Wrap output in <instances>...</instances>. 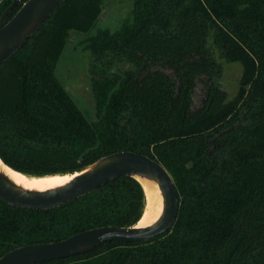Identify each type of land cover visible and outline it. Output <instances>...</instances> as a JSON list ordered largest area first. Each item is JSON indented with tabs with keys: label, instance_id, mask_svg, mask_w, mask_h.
Masks as SVG:
<instances>
[{
	"label": "trees",
	"instance_id": "trees-1",
	"mask_svg": "<svg viewBox=\"0 0 264 264\" xmlns=\"http://www.w3.org/2000/svg\"><path fill=\"white\" fill-rule=\"evenodd\" d=\"M11 1L1 0L0 15ZM103 2L64 0L0 65V158L43 176L116 151L145 154L171 175L177 216L148 241L35 264H264V0H133L117 29L98 27L82 41L91 57L89 118L55 68L69 32H88ZM220 61L241 66L231 99L219 85ZM199 77L206 92L193 111ZM144 204L141 185L126 176L53 209L0 200V257L89 228L135 225Z\"/></svg>",
	"mask_w": 264,
	"mask_h": 264
},
{
	"label": "water",
	"instance_id": "water-1",
	"mask_svg": "<svg viewBox=\"0 0 264 264\" xmlns=\"http://www.w3.org/2000/svg\"><path fill=\"white\" fill-rule=\"evenodd\" d=\"M63 1H11L0 15V65L41 27ZM17 6V10L7 19ZM0 161L5 164L1 158ZM68 174L73 176L65 184L38 191L16 184L0 169V200L14 207L47 210L86 195L117 177H131L139 184L137 177H140L157 185L161 197V214L149 226L138 227L137 223L132 226H99L79 231L58 241L21 245L2 255L0 264H35L67 258L112 241H148L173 226L178 212V197L173 179L160 162L145 154L129 150L116 151Z\"/></svg>",
	"mask_w": 264,
	"mask_h": 264
},
{
	"label": "rangeland",
	"instance_id": "rangeland-1",
	"mask_svg": "<svg viewBox=\"0 0 264 264\" xmlns=\"http://www.w3.org/2000/svg\"><path fill=\"white\" fill-rule=\"evenodd\" d=\"M1 7V4H0ZM133 0H104L101 13L93 27L86 33L69 32L65 48L60 56L55 75L63 88L70 94L78 107L89 118L94 117L95 104L91 92V76L89 52L83 49L82 41L92 34L96 28L104 27L110 30L117 29L124 18L132 12ZM222 72L219 77V85L231 99L237 92L238 82L241 75V66L238 63H226L220 61ZM131 68L128 64L118 63L114 69ZM151 70H160L175 78L173 71L162 66H153ZM206 92V79L199 77L196 81L192 94V110L198 109L203 102Z\"/></svg>",
	"mask_w": 264,
	"mask_h": 264
},
{
	"label": "bare ground",
	"instance_id": "bare-ground-1",
	"mask_svg": "<svg viewBox=\"0 0 264 264\" xmlns=\"http://www.w3.org/2000/svg\"><path fill=\"white\" fill-rule=\"evenodd\" d=\"M0 169L16 184L30 190L44 191L61 186L68 182L73 175L49 174L44 176H30L22 174L0 161ZM145 196L144 210L136 226L144 227L153 224L160 216L162 205L157 185L150 180L137 177Z\"/></svg>",
	"mask_w": 264,
	"mask_h": 264
},
{
	"label": "built area",
	"instance_id": "built-area-1",
	"mask_svg": "<svg viewBox=\"0 0 264 264\" xmlns=\"http://www.w3.org/2000/svg\"><path fill=\"white\" fill-rule=\"evenodd\" d=\"M0 3H1V0H0Z\"/></svg>",
	"mask_w": 264,
	"mask_h": 264
}]
</instances>
